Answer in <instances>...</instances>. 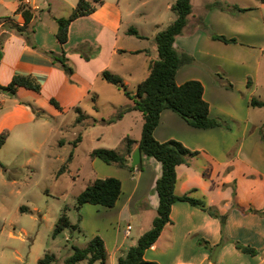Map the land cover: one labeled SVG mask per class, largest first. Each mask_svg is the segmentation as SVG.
Returning a JSON list of instances; mask_svg holds the SVG:
<instances>
[{
  "label": "crops",
  "instance_id": "crops-1",
  "mask_svg": "<svg viewBox=\"0 0 264 264\" xmlns=\"http://www.w3.org/2000/svg\"><path fill=\"white\" fill-rule=\"evenodd\" d=\"M23 1L34 10L29 27L34 26L33 40L37 48L28 44L25 34L11 27L12 23L21 25L23 18L16 12L19 0L9 1L11 14L0 20V85H7L16 74H29L40 83L41 88L35 92L19 87L15 93L10 91L9 94L0 89V132L9 130L3 146L7 142L14 143L17 153H25L22 166L33 173L36 168L31 161L37 158L43 143L36 135L41 112L57 118L72 110L76 117V107L91 102L93 96L98 100L105 87V80L100 75L103 70L119 76L127 89L135 93L138 83L148 76L151 62L158 58L154 40L156 33L175 19L171 10L175 0L166 1V9L172 12L166 24L157 14L153 19L150 17L153 3L159 0H103L94 12L70 23L68 38L64 43L55 37L57 23L53 16H67L77 0H58L63 12H56L52 4L48 5L46 12V0H43L44 6L35 0ZM216 1L204 0L203 8L217 6ZM224 3L229 6L224 10L219 6L213 7L218 10L211 13V18L217 21L219 35L235 38L236 42L213 39L211 33L206 32L204 22H200L201 12H195L193 5L185 27L174 41L177 51L192 58L191 62L177 70L176 83L181 84L189 79L201 81L203 98L209 104V115L222 121V124L208 129L195 128L171 109H164L153 132L158 141L176 139L191 150L199 151L188 163L177 165L175 190L182 194L196 188L195 194L204 197L207 205L219 217H213L186 201L174 202L170 212L171 223L164 226L157 240L144 252L145 259L159 264H212L211 252L206 245H199L198 240H206L210 247H214L221 241L223 222L227 237L241 239L258 253L250 255L237 250L231 242H222L216 259L223 264L226 256L232 254L241 264L249 260L254 261L253 264H264V215L242 211L250 206L264 211V113L258 111L261 116L252 118L248 114L249 107L261 110L264 106H252L242 96L247 91L253 96L259 95L256 75L264 56V2L251 0L250 6H241L236 0H226ZM233 4L244 9H233ZM213 8L207 9V20ZM142 24H151L152 34L143 32ZM130 27L135 28L141 37L128 33ZM82 43L97 49V55L89 60L84 59L75 50ZM43 51H65L74 69L73 74L67 75ZM198 61L204 63L203 69L192 72V64ZM234 65L241 67L246 77H253L248 81L250 86L244 89L235 86L234 77L238 74L233 69ZM217 68L222 69L227 78H222ZM98 81L101 82L100 91L95 92L94 86ZM227 83L231 85L227 86ZM51 98L58 101L62 110L51 104ZM126 98L128 102L120 104L117 110L132 104V100ZM242 98L245 104L243 113L240 110ZM257 100L264 101V98ZM90 107L93 109L92 103ZM83 113L86 115L81 122L83 124H117L121 128L119 143L125 136L136 141L140 139L143 118L138 110L127 111L113 122L107 119L116 112L100 118ZM136 147L137 144H134L133 150ZM141 160V170L113 165L117 169L110 176L121 181V193L114 206H103L105 209L97 210L111 217L110 221L115 223L124 217L133 218L136 220V231L132 233L133 227L127 224L131 228L126 233V227L120 240L116 230L108 236L98 231L107 253L105 263L101 264H109L110 252L117 262L118 256L124 255L138 237L151 227L157 213L159 197L155 185L161 176L162 164L152 156L141 155ZM6 180L10 183L17 181L16 178ZM233 203L239 207L233 206ZM86 204L90 203L83 204L79 210L85 208ZM71 208L76 210L75 204ZM222 216H225L223 222L220 219Z\"/></svg>",
  "mask_w": 264,
  "mask_h": 264
},
{
  "label": "trees",
  "instance_id": "trees-1",
  "mask_svg": "<svg viewBox=\"0 0 264 264\" xmlns=\"http://www.w3.org/2000/svg\"><path fill=\"white\" fill-rule=\"evenodd\" d=\"M264 2V0H259ZM103 3V0H77L75 6L72 7L70 13L65 17H55L53 19L57 23L55 37L60 43H64L68 38V28L70 23L76 18L88 15L95 11L97 5ZM215 5L224 9L229 5L222 6L221 2L216 1ZM233 9L243 10L239 6L231 5ZM171 10L175 14V19L165 28L158 31L154 37L158 58L153 60L150 64L148 76L138 83L135 93L129 91L116 74L109 70L101 72V78L107 83H110L120 89L126 97L132 100V104L119 110L116 115L107 119L108 122H113L120 118L122 114L130 110H138L142 113L143 124L141 129V136L139 140H134L129 136L122 139L123 150H115L112 148L99 147L94 148L90 152L91 157H97L106 164H113L119 167H124L129 170L143 167V160L136 166L127 163L126 160L130 158L134 144L140 149L142 157H154L162 164L161 176L156 180L155 189L159 197L157 213L152 220L151 227L143 232L137 239L136 243L129 247L124 255L117 258V264H159L153 260L144 258V252L149 248L159 237L164 226L171 223L170 212L171 206L176 201H186L189 204L196 206L213 217H219V214L207 205L205 198L197 196L196 188H193L185 193L178 194L175 190L177 184L176 167L179 164L188 163L189 160L195 157L199 151L191 150L182 142L176 139H169L166 141H158L154 137V129L158 125L161 112L164 109H171L182 117L189 125L208 129L220 126L222 121L209 115V104L203 98V84L197 79H189L181 84L175 81L177 70L184 64L191 62L192 58L189 55L180 53L174 47L175 37L179 35L187 23L188 15L191 13V0H175L171 5ZM17 13H20L23 18V23H12L11 27L20 34H25L27 42L31 47L37 48L33 40L34 26L29 27V23L34 17L33 8L23 0H19ZM205 26V25H204ZM128 33L141 37L137 30L133 27L128 28ZM213 39H218L226 43L236 42L235 38H227L224 35L211 33ZM75 50L86 60L97 55L98 50L93 49L89 44H79ZM53 62L58 63L66 72L67 75H72L74 69L66 56V52L57 53L55 51H43ZM249 81V80H248ZM227 86L231 84L227 83ZM24 87L35 92L40 91V83L32 75L16 74L12 80L5 86L0 85L1 90L11 91L15 93L17 88ZM92 107L98 110L96 105V98H91ZM57 109L62 110L58 101L54 98L50 99ZM252 106H264V101L254 98L249 100ZM76 117L75 123L80 124L86 115L79 107L75 109ZM9 136V130L4 129L0 132V148L5 143ZM264 140V133L262 135ZM81 141V133L71 141L72 149L66 159L57 170V175L63 174L69 167L73 160L74 148ZM64 141L61 139L59 145H63ZM0 165L2 163L0 162ZM121 193V181L113 176L104 178H96L88 182L85 188L76 196L75 209L79 210L85 203L101 205L105 207H112L115 205ZM233 206L239 207L236 203ZM25 207H21L24 210ZM69 207L64 206L58 217L54 229L52 231V238L63 232L64 229L75 231L78 229V223H71L67 214ZM243 212H256L264 215V211L248 207L242 209ZM225 237L224 226H221V240ZM206 246L208 242L202 240ZM235 247L245 253L255 255L257 250L249 244H243L239 241L235 242ZM107 257L106 249L102 238L99 235L91 237L85 246H72V252L64 259L63 264H94L96 261L105 263ZM55 255L46 253L42 258L37 260V264H53L55 262Z\"/></svg>",
  "mask_w": 264,
  "mask_h": 264
},
{
  "label": "rangeland",
  "instance_id": "rangeland-1",
  "mask_svg": "<svg viewBox=\"0 0 264 264\" xmlns=\"http://www.w3.org/2000/svg\"><path fill=\"white\" fill-rule=\"evenodd\" d=\"M9 1L12 0H0V20L11 14ZM166 1L159 0L157 3H153V13L150 16L152 19L157 14V16L159 15L162 18L161 21L167 23L168 17L172 12L170 13L166 9ZM203 1L193 0L192 2L194 11L202 14L200 22L203 21L207 28V31L202 28L201 30L218 34L217 21L214 22L211 18V13L216 9L218 10V8H213L217 6H208L204 9ZM236 1L241 6H250L251 4V0ZM35 2L40 6H44L43 0H35ZM219 2L223 3L221 4L222 6H226V3H224L226 0ZM46 3V12L50 4H52L56 12H63L60 6L61 3L58 0H46ZM211 8L213 9L210 11L209 20H207L208 10ZM233 13L235 12L233 11ZM141 28L143 32L152 34L151 24H142ZM192 66V72L196 73L203 69L204 63L198 61ZM233 69H236L238 74L234 77L235 86L241 89L250 86L248 80H253V77H246L243 69L239 66L234 65ZM218 70L222 78H227L222 69ZM256 76L259 95L253 96L249 91L243 92L242 96L247 98V101L252 97L257 99L264 98V56L259 67V73ZM104 83L105 87L96 101L98 110L91 109V101L79 105L80 108H83L81 109L82 112L91 113L96 118L106 117L115 112L117 113L122 109L117 110L118 106L128 102L120 89L106 81ZM205 84H207V81H205ZM100 87L101 82L98 81L94 86V91H100ZM9 93L10 91H8ZM243 99L242 104L240 103L242 113L245 111ZM258 111L264 113V108L261 110L248 108V114L251 118L255 115L261 116ZM39 118L40 121L38 123L40 125L36 128V135L43 143L37 158L31 161L36 168L33 173L22 166L25 160V153H17L13 142V144L7 142L0 149V162H2V165H0V264H37V260L46 253L55 255L56 259L53 264H63L64 259L72 252V246H85L93 234L94 236L98 235V231L108 236L112 234L113 230H116L119 240L123 237L127 224L133 227L132 233L136 231V220L124 217L118 223L110 221L111 217H106L97 210L105 209L103 206L86 204L85 208L79 211L71 208L72 205L76 204L77 194L83 190L88 182L114 174V170L117 168L113 164H106L97 157H91L90 152L94 148L99 147L122 150V139L120 143L118 139L121 134V128L117 124H76L75 114L72 110L57 118L41 112ZM79 132L81 133V141L74 148L73 160L69 164L68 169L58 176L57 170L71 151V141ZM61 139L64 141L63 145H59ZM8 178H16L17 181L10 183L6 180ZM64 206L69 207L67 212L69 219L71 223H78V229L72 232L68 228L64 229L62 233L52 238V231ZM21 207H25V209L21 210ZM221 222H223L222 219ZM222 224L225 237L218 244L231 242L235 246L236 241L243 243L239 238L227 237L225 223L223 222ZM198 243L203 247L205 246L201 240H198ZM215 246L210 247L208 245L206 247L212 254ZM234 257L236 256L232 254L227 255L223 264H241ZM249 261L244 263H254V261ZM108 262L109 264H117L116 257L111 252L108 256ZM80 264L85 263L81 262ZM95 264L101 263L96 262ZM212 264L221 263L219 259H215Z\"/></svg>",
  "mask_w": 264,
  "mask_h": 264
},
{
  "label": "water",
  "instance_id": "water-1",
  "mask_svg": "<svg viewBox=\"0 0 264 264\" xmlns=\"http://www.w3.org/2000/svg\"><path fill=\"white\" fill-rule=\"evenodd\" d=\"M141 160V152H140V149L138 147H136L132 153H131V156L130 158H128L126 160L127 163H130L132 166H136ZM222 221L225 220V216H222L221 217ZM221 247V244H217L210 256V260L211 262H214L215 259H216V255H217V252L219 250V248Z\"/></svg>",
  "mask_w": 264,
  "mask_h": 264
},
{
  "label": "built area",
  "instance_id": "built-area-1",
  "mask_svg": "<svg viewBox=\"0 0 264 264\" xmlns=\"http://www.w3.org/2000/svg\"><path fill=\"white\" fill-rule=\"evenodd\" d=\"M130 228H131V226L128 225V226H127V231H126V233H128V231L130 230Z\"/></svg>",
  "mask_w": 264,
  "mask_h": 264
}]
</instances>
